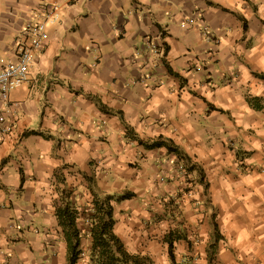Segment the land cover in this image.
Returning <instances> with one entry per match:
<instances>
[{
	"label": "crops",
	"instance_id": "crops-1",
	"mask_svg": "<svg viewBox=\"0 0 264 264\" xmlns=\"http://www.w3.org/2000/svg\"><path fill=\"white\" fill-rule=\"evenodd\" d=\"M42 4L54 18L0 143V264H67L69 191L87 264L89 186L132 253L176 230L207 264H264V0H0V68ZM158 137L178 153L137 141Z\"/></svg>",
	"mask_w": 264,
	"mask_h": 264
},
{
	"label": "trees",
	"instance_id": "trees-1",
	"mask_svg": "<svg viewBox=\"0 0 264 264\" xmlns=\"http://www.w3.org/2000/svg\"><path fill=\"white\" fill-rule=\"evenodd\" d=\"M264 79V74L260 75ZM248 102L254 109L263 107L259 103L258 98H249ZM140 145L146 149L159 148L164 146L168 151L178 153L170 140L166 143L161 137L151 141L143 142L137 139ZM90 182V179H88ZM92 200L87 208V216L89 219L88 233L90 236V248L87 264H153L152 260L146 254L132 253L127 250L123 242L117 237L113 231L114 219L113 208L108 198L99 199L88 187ZM64 194V192H63ZM71 191L60 198L55 206V215L58 225L62 229L63 237L67 246V264H77L80 259V229L77 226L76 220L80 212L70 198ZM168 231L164 236V242L167 244V253L170 261H174L173 242L179 239L176 234L172 235ZM165 239H168V241Z\"/></svg>",
	"mask_w": 264,
	"mask_h": 264
},
{
	"label": "built area",
	"instance_id": "built-area-1",
	"mask_svg": "<svg viewBox=\"0 0 264 264\" xmlns=\"http://www.w3.org/2000/svg\"><path fill=\"white\" fill-rule=\"evenodd\" d=\"M38 11L35 17L28 18L23 23L16 37L13 59L0 68V143L12 132L14 125L9 114V95L28 80L29 67L36 54L44 47L46 24L54 18V9L49 4H42ZM196 22L200 31L215 45L217 38L208 33V27L200 14L196 15ZM151 52L159 54L160 47L152 46Z\"/></svg>",
	"mask_w": 264,
	"mask_h": 264
},
{
	"label": "rangeland",
	"instance_id": "rangeland-1",
	"mask_svg": "<svg viewBox=\"0 0 264 264\" xmlns=\"http://www.w3.org/2000/svg\"><path fill=\"white\" fill-rule=\"evenodd\" d=\"M236 156L239 157L238 152L236 153ZM175 231H171V233H174L177 235ZM180 235H183V234L181 233ZM166 240L168 241V239H165V241ZM198 240L199 239H188L187 241L188 242L190 241V242L188 245L186 244V246L182 242L180 244L173 242L172 249H173L174 261H169V262L171 264H207L206 262H203L199 254H197V251H199L197 249ZM136 244L137 242L135 241L133 245H136ZM207 247H210L208 250V253H211L213 249L211 248V246H208V245L206 246V249H208ZM136 249L138 252H139V249H142L143 253L148 255V257L152 260L153 264L154 263L155 264H166L168 262L167 244L166 242H164V239H155V242L153 245H149L148 243L146 245H144L143 243L140 245L137 244ZM127 250L132 252L129 249Z\"/></svg>",
	"mask_w": 264,
	"mask_h": 264
}]
</instances>
